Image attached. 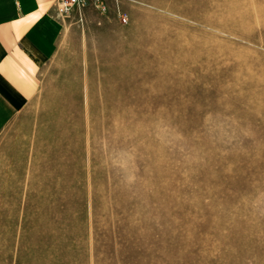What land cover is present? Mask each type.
I'll list each match as a JSON object with an SVG mask.
<instances>
[{"label":"rangeland","instance_id":"rangeland-1","mask_svg":"<svg viewBox=\"0 0 264 264\" xmlns=\"http://www.w3.org/2000/svg\"><path fill=\"white\" fill-rule=\"evenodd\" d=\"M63 22L0 132V264H264V0Z\"/></svg>","mask_w":264,"mask_h":264},{"label":"crops","instance_id":"crops-1","mask_svg":"<svg viewBox=\"0 0 264 264\" xmlns=\"http://www.w3.org/2000/svg\"><path fill=\"white\" fill-rule=\"evenodd\" d=\"M57 0H0V132L32 100L64 30Z\"/></svg>","mask_w":264,"mask_h":264},{"label":"built area","instance_id":"built-area-1","mask_svg":"<svg viewBox=\"0 0 264 264\" xmlns=\"http://www.w3.org/2000/svg\"><path fill=\"white\" fill-rule=\"evenodd\" d=\"M120 0H57L55 9L59 15L65 16L82 11L87 7H93L102 14L106 13L109 9V4L112 2L118 3ZM120 17L125 22L127 19L120 13Z\"/></svg>","mask_w":264,"mask_h":264}]
</instances>
